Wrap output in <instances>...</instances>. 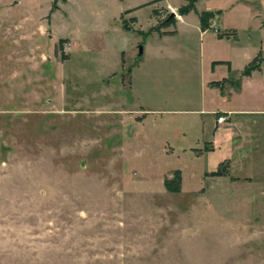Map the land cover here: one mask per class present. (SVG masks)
I'll use <instances>...</instances> for the list:
<instances>
[{"label": "rangeland", "instance_id": "374dc122", "mask_svg": "<svg viewBox=\"0 0 264 264\" xmlns=\"http://www.w3.org/2000/svg\"><path fill=\"white\" fill-rule=\"evenodd\" d=\"M149 1L59 0L50 12L52 0H0V264H264V132L224 177L205 172L218 160L197 158L204 145L189 154L200 109L264 121V62L221 95L202 85L197 37L138 58L140 29L170 19L160 9L151 21ZM228 2L218 24L233 33L205 55L237 80L264 52V0L197 7Z\"/></svg>", "mask_w": 264, "mask_h": 264}, {"label": "crops", "instance_id": "0c3cea01", "mask_svg": "<svg viewBox=\"0 0 264 264\" xmlns=\"http://www.w3.org/2000/svg\"><path fill=\"white\" fill-rule=\"evenodd\" d=\"M152 1L153 0L145 3L158 4V8L154 9L153 18H151V21H154V16L157 12L160 11V9L165 10L167 13L174 12V21L168 26L161 27L158 31H152L145 35V37L149 39V42L147 46L145 43L142 49V53L138 58L143 57L144 53H146L147 47L149 49V53L155 56L161 57L163 55H174L171 50L164 48V44H174L176 42H180V44H187L188 41L197 37L199 41V53L198 58H195V61L197 62V66L195 67L196 69H199L200 67L201 76H203L204 81L202 85L204 88H207L210 94H216V92H219L221 95H223L222 93L224 91L227 94H231L232 91H235V89L237 90L240 87L241 81L251 77L254 72H261L262 69L260 67L259 70L252 71L249 76H243L241 75V72L246 66L245 65L238 75L237 80H233L232 78L229 79V77H236L233 74H230L231 62L225 59H216L215 57H213V55H205V45H213L217 40L224 39V37H228L229 34L233 33L232 30L226 28L221 30L218 24L219 17L222 14V10L225 7L228 8L231 5L229 4V2L227 3V5L213 4L199 8L197 7V3L200 0H197L195 3L197 11L211 10L215 12V15L218 18L217 22H215L214 24L212 23L210 24V26L202 28L198 16L194 11H190L189 13L184 15L178 14L177 9L180 5L185 3V0H177L176 4L172 5L171 8L163 5L164 3L166 5V0H157L155 2ZM139 7L140 5L130 8L128 11L129 14L136 12ZM129 17L134 18V21L138 24V17L136 15H132ZM151 26L155 25L151 24L150 27ZM213 27H215V29H213ZM140 30L144 33L146 32V30ZM218 32H223L224 35L222 34V36H219ZM152 41L157 42L158 45L154 47ZM182 44L181 46H184ZM184 48H186V46H184ZM222 67H226V70H221ZM170 68L171 67L169 66V69L167 68L166 71H169ZM161 70H163V68ZM170 72L173 73L172 71ZM175 72L176 71L174 69V73ZM217 73H219L220 75H218ZM220 80L225 81V83L229 85V88L227 89L225 88V86H220L218 84ZM218 86L221 87L220 90H218ZM142 111L146 112L148 110L144 109ZM200 113L205 115V118L203 117L201 121L202 136L200 137L198 142H195L194 145L190 147L189 154L191 153V150L193 148L199 149L202 147H200V145H204L197 158L203 159V154L207 155L209 152H213L216 153V158L218 160L217 170L209 172L208 168L205 165V172L214 175V177L227 176L228 172L224 171L220 173L219 168L223 167V165L226 166L225 163H228V165L230 164L231 166H235L239 164L237 160L246 159L245 154L250 149H252V143L254 139L259 136L260 131L264 132V121L263 119L247 117V115H249L250 113H254L252 110L248 109H233L223 106H214L209 107L208 109H200ZM221 113L226 116V121L219 124L216 122V117ZM212 115H214V117H212ZM216 171H219V174H214Z\"/></svg>", "mask_w": 264, "mask_h": 264}, {"label": "trees", "instance_id": "16d2710c", "mask_svg": "<svg viewBox=\"0 0 264 264\" xmlns=\"http://www.w3.org/2000/svg\"><path fill=\"white\" fill-rule=\"evenodd\" d=\"M59 0H52L50 12H53L54 10L58 9V2ZM65 1V0H60ZM197 0H185V3L180 5L177 9L178 14L184 15L189 13L190 11H194L199 19L200 25L202 28H206L209 26V21L215 16V12L211 10H201L197 11L195 7V3ZM129 11V10H128ZM134 21V18H132ZM174 17L166 20L162 24L155 25L149 27L148 31L145 32L146 34L152 32V31H158L161 27H165L173 23ZM124 29H127V27L123 26ZM140 57V56H138ZM264 61V52H259L242 70L241 75L243 76H249L252 71L259 70L261 67L262 62ZM214 174H219V171H216ZM181 186V172L180 170H175L173 173V176L171 178H166L164 180V187L167 191L172 193H177L180 191Z\"/></svg>", "mask_w": 264, "mask_h": 264}, {"label": "built area", "instance_id": "2783aa9c", "mask_svg": "<svg viewBox=\"0 0 264 264\" xmlns=\"http://www.w3.org/2000/svg\"><path fill=\"white\" fill-rule=\"evenodd\" d=\"M225 121H226V116L224 114L221 113V114L217 115V117H216L217 123L221 124Z\"/></svg>", "mask_w": 264, "mask_h": 264}, {"label": "water", "instance_id": "95a60500", "mask_svg": "<svg viewBox=\"0 0 264 264\" xmlns=\"http://www.w3.org/2000/svg\"><path fill=\"white\" fill-rule=\"evenodd\" d=\"M175 15V13L174 12H171L170 14H169V18H171V17H173ZM141 53H142V47L141 46H139V50H138V56H140L141 55Z\"/></svg>", "mask_w": 264, "mask_h": 264}]
</instances>
